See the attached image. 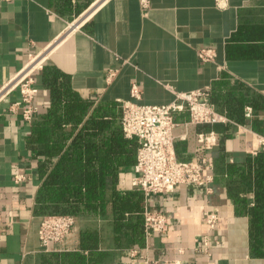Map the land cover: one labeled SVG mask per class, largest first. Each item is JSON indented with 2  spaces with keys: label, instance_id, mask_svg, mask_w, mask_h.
Masks as SVG:
<instances>
[{
  "label": "crops",
  "instance_id": "1",
  "mask_svg": "<svg viewBox=\"0 0 264 264\" xmlns=\"http://www.w3.org/2000/svg\"><path fill=\"white\" fill-rule=\"evenodd\" d=\"M204 47L216 50L214 60L199 58ZM34 56L43 57V66L35 71L37 110L28 121L21 110H10L21 98L19 89L6 88ZM110 69L117 73L109 81ZM53 70L93 101L77 130L99 105H113L121 122V100L167 104L177 92L208 88L210 105L229 120L194 124L188 112L178 113L177 156L214 160L213 151L224 147L230 162L242 164L264 147L259 142L264 135L253 128L254 119L262 124L264 118V0H222L221 5L216 0H149L146 10L141 0H0V264H133L142 262L141 255L179 264H264V255L251 252L248 216L236 212L225 178L215 169L211 191L181 184L172 193L150 196L147 206L170 219L165 232L149 233L144 223L118 231L110 202L102 212L78 215L65 240L44 249L39 238L43 215L35 211L42 177L29 139L32 123L51 104L46 77ZM133 83L142 91L140 99L131 97ZM238 100L245 102L241 115H235L244 121L228 112L239 107ZM212 131L219 144L208 150L198 135ZM21 173L26 179L17 182ZM134 174L135 165L121 172L118 189L138 188ZM204 209L219 214L210 254L198 249V238L207 231Z\"/></svg>",
  "mask_w": 264,
  "mask_h": 264
},
{
  "label": "trees",
  "instance_id": "2",
  "mask_svg": "<svg viewBox=\"0 0 264 264\" xmlns=\"http://www.w3.org/2000/svg\"><path fill=\"white\" fill-rule=\"evenodd\" d=\"M60 76L57 70L47 75L52 101L31 127L29 144L37 151L42 177L36 213L78 216L102 212L111 202L118 231L124 225L142 224L143 192L118 189L120 173L137 161L138 140L125 135L113 105L96 106L77 130L93 101L83 99ZM244 102L238 100L236 109L228 107L229 115L244 121L237 116ZM252 104L260 109L259 103ZM262 124L254 119L253 128L264 135V118ZM213 156L215 175L225 178L236 212L249 218L251 252L264 255V147L242 164L230 162L224 147L213 151Z\"/></svg>",
  "mask_w": 264,
  "mask_h": 264
},
{
  "label": "built area",
  "instance_id": "3",
  "mask_svg": "<svg viewBox=\"0 0 264 264\" xmlns=\"http://www.w3.org/2000/svg\"><path fill=\"white\" fill-rule=\"evenodd\" d=\"M222 0H216L221 5ZM142 7H149V0H141ZM199 58L212 61L216 58V50L204 47L199 50ZM43 66V57L34 56L26 66L11 80L6 90L18 88L21 94L19 101L14 102L10 110L19 112L25 120L32 121L37 107L34 99L39 93L36 85L35 71ZM116 69H110L107 79L110 81L116 75ZM132 98L140 99L142 91L138 84L133 83L130 89ZM4 93L1 94L3 96ZM0 96V97H1ZM210 91L195 89L188 92H177L176 99L167 104H142L134 100H121V125L125 135L136 138L139 142L135 174L132 178L134 186L144 194L145 207L143 210L144 226L150 232H165L169 229L170 219L161 211L152 210L147 206L150 196L158 193H172L181 184H195L205 186L211 191L214 181V160L208 156L200 160H181L175 149V127L178 125L176 115L188 112L190 122L194 124H215L226 122V115L217 111L209 103ZM251 115V109L248 111ZM199 142L208 150L214 149L219 144L218 134L215 131L202 132L198 135ZM264 145V137L260 141ZM26 179L25 174H17L16 181ZM207 231L198 238L201 243L199 248L210 254V234L219 222L216 211L204 209ZM77 221L74 214H46L43 215L39 238L44 249L48 250L52 243H59L71 233ZM133 256L138 255V250H131ZM141 263L133 264H179L176 260L152 259L141 255Z\"/></svg>",
  "mask_w": 264,
  "mask_h": 264
}]
</instances>
